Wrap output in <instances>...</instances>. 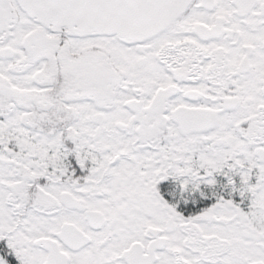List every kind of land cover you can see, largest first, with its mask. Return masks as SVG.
Segmentation results:
<instances>
[{"label":"snow or ice","instance_id":"snow-or-ice-1","mask_svg":"<svg viewBox=\"0 0 264 264\" xmlns=\"http://www.w3.org/2000/svg\"><path fill=\"white\" fill-rule=\"evenodd\" d=\"M0 264H264V0H0Z\"/></svg>","mask_w":264,"mask_h":264}]
</instances>
